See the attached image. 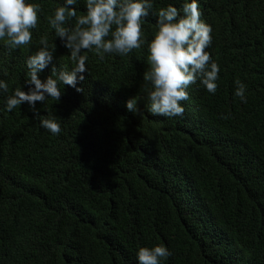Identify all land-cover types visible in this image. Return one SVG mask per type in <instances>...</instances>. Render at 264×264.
Masks as SVG:
<instances>
[{
    "label": "trees",
    "instance_id": "16d2710c",
    "mask_svg": "<svg viewBox=\"0 0 264 264\" xmlns=\"http://www.w3.org/2000/svg\"><path fill=\"white\" fill-rule=\"evenodd\" d=\"M28 2L41 9L31 45L0 41V264H137L138 248L156 245L172 253L163 264H264V0H199L218 88L191 85L174 118L147 110V43L124 57L87 52L83 92L61 86L59 103L37 102L40 117L27 105L4 111L26 90L41 38L58 71L73 67L47 22L64 0ZM183 2L153 0V11ZM74 7L86 13L84 0ZM155 25L150 14L148 41ZM237 79L247 103L234 97ZM52 117L59 135L40 126Z\"/></svg>",
    "mask_w": 264,
    "mask_h": 264
},
{
    "label": "clouds",
    "instance_id": "9594fccd",
    "mask_svg": "<svg viewBox=\"0 0 264 264\" xmlns=\"http://www.w3.org/2000/svg\"><path fill=\"white\" fill-rule=\"evenodd\" d=\"M79 0H64L62 6L47 17L62 47L68 54L71 71L59 70L54 64L56 49L47 37L40 39L41 47L26 61L29 79L25 89L17 87L5 101L4 111L12 112L27 105L33 116L40 117L37 102L43 105L51 98L61 101V86L83 92L86 80L87 52L94 51L101 60L107 55L124 57L147 43L148 69L143 74L147 92L148 112L166 118L182 117L183 101L189 99L188 88L198 81L210 94H215L221 71L218 63L206 51L212 45V26L201 19L199 0H184L179 9L171 4L153 11V0H84L86 13L78 15ZM40 5L28 0H0V41L11 50L29 46L33 30L37 29ZM152 14L156 17L153 38L148 41L143 26ZM51 67V75L41 74ZM56 77V78H53ZM8 91V84L0 79V95ZM247 86L235 81L234 97L247 103ZM128 111L139 113L138 101H126ZM227 120L230 114L220 115ZM41 128L53 135L61 133L55 117L41 118ZM172 253L164 245L139 247L137 264H163Z\"/></svg>",
    "mask_w": 264,
    "mask_h": 264
}]
</instances>
